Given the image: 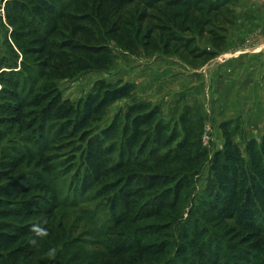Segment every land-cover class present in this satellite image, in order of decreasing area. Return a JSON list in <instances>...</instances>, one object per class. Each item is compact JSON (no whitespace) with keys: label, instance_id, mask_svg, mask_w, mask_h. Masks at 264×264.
<instances>
[{"label":"trees","instance_id":"16d2710c","mask_svg":"<svg viewBox=\"0 0 264 264\" xmlns=\"http://www.w3.org/2000/svg\"><path fill=\"white\" fill-rule=\"evenodd\" d=\"M240 2L3 0L0 264L25 263L33 243L54 239L57 176L73 197L94 191L107 203L118 238L108 264H264V136L247 139L239 122H223L212 151L196 104L164 122L158 106L134 100L105 122L111 106L132 100V84L98 81L76 104L57 88L109 71L112 44L209 62ZM205 38L213 51L198 48Z\"/></svg>","mask_w":264,"mask_h":264},{"label":"rangeland","instance_id":"374dc122","mask_svg":"<svg viewBox=\"0 0 264 264\" xmlns=\"http://www.w3.org/2000/svg\"><path fill=\"white\" fill-rule=\"evenodd\" d=\"M239 5L226 47L213 60L196 61L182 53L140 51L131 55L112 44L114 62L110 70L58 81L60 96L76 104L92 91L96 82L122 81L133 85L132 100L111 106L105 122L134 100L158 106L164 122L175 119L183 107L196 104L205 118L202 141L206 148L213 151L221 147L219 125L228 121L239 122L247 139H259L264 136V63H260L264 53H258L255 44L258 33L239 32ZM6 31L3 0H0V54ZM198 48L213 51L206 38ZM197 179L194 190L185 199L186 213L204 186L202 173ZM55 185L58 188V205L52 220L55 237L33 243L34 255L20 264H108L118 238L111 234L107 203L96 199L94 191L73 197L66 178L57 176Z\"/></svg>","mask_w":264,"mask_h":264},{"label":"crops","instance_id":"0c3cea01","mask_svg":"<svg viewBox=\"0 0 264 264\" xmlns=\"http://www.w3.org/2000/svg\"><path fill=\"white\" fill-rule=\"evenodd\" d=\"M238 17L239 32L258 33L255 44L260 51L258 53H264V0H241ZM260 63H264V60Z\"/></svg>","mask_w":264,"mask_h":264},{"label":"built area","instance_id":"2783aa9c","mask_svg":"<svg viewBox=\"0 0 264 264\" xmlns=\"http://www.w3.org/2000/svg\"><path fill=\"white\" fill-rule=\"evenodd\" d=\"M203 144H204V145L206 144L205 141H203Z\"/></svg>","mask_w":264,"mask_h":264}]
</instances>
